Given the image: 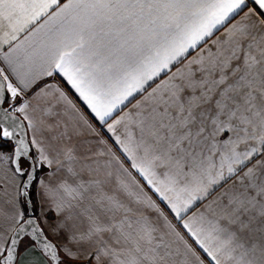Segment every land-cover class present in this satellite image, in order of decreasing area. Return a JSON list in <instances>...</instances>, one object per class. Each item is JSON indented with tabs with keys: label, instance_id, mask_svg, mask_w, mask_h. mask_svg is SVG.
I'll list each match as a JSON object with an SVG mask.
<instances>
[{
	"label": "snow or ice",
	"instance_id": "6c2138e0",
	"mask_svg": "<svg viewBox=\"0 0 264 264\" xmlns=\"http://www.w3.org/2000/svg\"><path fill=\"white\" fill-rule=\"evenodd\" d=\"M0 264H264V0H0Z\"/></svg>",
	"mask_w": 264,
	"mask_h": 264
},
{
	"label": "crops",
	"instance_id": "0c3cea01",
	"mask_svg": "<svg viewBox=\"0 0 264 264\" xmlns=\"http://www.w3.org/2000/svg\"><path fill=\"white\" fill-rule=\"evenodd\" d=\"M71 95V92L69 93ZM75 99V97H73ZM79 103V101H77Z\"/></svg>",
	"mask_w": 264,
	"mask_h": 264
}]
</instances>
